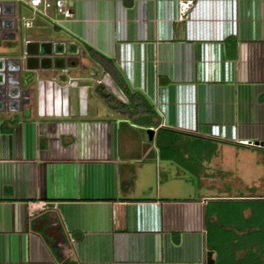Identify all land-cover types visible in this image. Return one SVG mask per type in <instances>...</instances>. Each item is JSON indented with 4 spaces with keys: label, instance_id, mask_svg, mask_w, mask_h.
I'll return each instance as SVG.
<instances>
[{
    "label": "crops",
    "instance_id": "1",
    "mask_svg": "<svg viewBox=\"0 0 264 264\" xmlns=\"http://www.w3.org/2000/svg\"><path fill=\"white\" fill-rule=\"evenodd\" d=\"M5 1L32 29L26 40H75L79 51L64 69L37 70L34 103L27 87L29 103L0 111V264H62L39 231L46 219L53 233L60 220L58 250L79 264H207L209 250L215 258L212 203L264 199V175L240 192L203 169L196 183V164L183 171L177 157L163 158L158 126L150 139L152 125L128 118L116 98L127 100L123 85L143 92L159 125L180 132V147L251 145L264 165V0H196L185 20L179 0H69L66 25L45 24L28 0ZM8 41L0 39V55ZM83 73L100 75L106 86L97 85L115 98ZM244 211L250 217L253 206Z\"/></svg>",
    "mask_w": 264,
    "mask_h": 264
},
{
    "label": "trees",
    "instance_id": "2",
    "mask_svg": "<svg viewBox=\"0 0 264 264\" xmlns=\"http://www.w3.org/2000/svg\"><path fill=\"white\" fill-rule=\"evenodd\" d=\"M102 64L107 70H110L113 76L117 74V68L112 60L103 54ZM127 100L116 98V108L126 113L128 118L139 121V124L158 126L156 140L163 158L177 157L180 149V132L160 124V114L155 109L147 96L139 91H132L126 85H123ZM108 99L115 98L112 93L105 92ZM258 202V203H257ZM262 200L251 202L253 205V214L248 217L249 222L246 226L238 222H227L220 219V223L208 222V243L216 249L214 258L215 264H264V207ZM220 213V212H219ZM226 215V214H224ZM50 219H46L40 225L39 231L42 232L46 241L54 249L56 257L62 264H79L76 258L65 256L58 249L56 243L59 237L64 235V228L60 220H56V229L53 233L49 228ZM239 224V225H238ZM257 228H253L256 227ZM246 232H240V231Z\"/></svg>",
    "mask_w": 264,
    "mask_h": 264
},
{
    "label": "rangeland",
    "instance_id": "3",
    "mask_svg": "<svg viewBox=\"0 0 264 264\" xmlns=\"http://www.w3.org/2000/svg\"><path fill=\"white\" fill-rule=\"evenodd\" d=\"M38 16L43 17L41 14ZM17 28V32L19 36H24L32 32V29L26 27V25L21 21L20 18ZM45 19V17H44ZM47 19V18H46ZM45 24H52L50 19L45 20ZM185 21L182 22V24ZM16 41L14 42H5L2 47H5V53L8 55H16L19 50L16 47ZM22 51V50H21ZM20 51V54L22 53ZM58 72V71H56ZM45 73V71H44ZM53 72L50 75H54L58 77L57 73ZM47 75V73H45ZM44 74V75H45ZM49 75V74H48ZM44 76L45 78H51L52 76ZM82 76L87 77L92 84H96L93 86L96 89H99V93L104 95L105 89L99 87L97 85L100 81H102V85H105L104 79H101V76H93L90 74L83 73ZM39 77V76H38ZM36 76H32L31 80L28 81L25 86L30 88L32 91V99L31 101L35 102L36 93L38 92V81L40 78ZM42 77V76H41ZM98 86V87H97ZM106 86V85H105ZM208 147V149H207ZM206 147V152L198 154L197 151H191L187 147H180L177 152V159L180 160L182 164L183 171H186L189 168V163H195L196 167L194 171L190 174V178H192L196 183L200 180V169H203L204 172L213 173L216 175V182L224 181L227 185L225 191H244L249 189H254L253 181L262 179L264 175V165L263 163H259L257 158V148L251 145H243V144H229L224 143L222 141H217L213 144H210ZM191 164V165H192ZM194 166V165H193ZM187 167V168H186ZM243 182L245 184H243ZM198 185V184H197ZM198 186L203 187V184H199ZM209 190L218 191V189L209 188ZM253 203V202H252ZM258 203V202H257ZM215 204V205H214ZM212 203V207L215 206L216 210H218L219 218L227 222H238L241 225L246 226L247 222H249L248 218H245L244 208L253 206L251 201L244 203V201L240 200H227V201H217L216 203ZM264 207V202L262 203V208ZM249 210V209H248ZM226 214V215H224ZM247 216V215H246ZM238 224V225H239Z\"/></svg>",
    "mask_w": 264,
    "mask_h": 264
},
{
    "label": "water",
    "instance_id": "4",
    "mask_svg": "<svg viewBox=\"0 0 264 264\" xmlns=\"http://www.w3.org/2000/svg\"><path fill=\"white\" fill-rule=\"evenodd\" d=\"M18 22L14 3L0 2V39L8 38L10 42L16 41L19 50L16 55H0V111L21 110L24 105L20 95L22 92L25 94L29 92L25 84L32 76L38 77L37 70L64 69L67 67V55L79 51L75 40L43 38L26 40L25 35H18ZM154 133L153 126L146 128V134L150 139L154 137ZM212 253L209 250L207 264H215Z\"/></svg>",
    "mask_w": 264,
    "mask_h": 264
},
{
    "label": "built area",
    "instance_id": "5",
    "mask_svg": "<svg viewBox=\"0 0 264 264\" xmlns=\"http://www.w3.org/2000/svg\"><path fill=\"white\" fill-rule=\"evenodd\" d=\"M28 2L32 6L34 14H41L45 18L50 19L52 22L59 25H66V22L68 20L73 19L75 14V10L69 0H28ZM195 3L196 0H179L177 9V19L185 20L189 18L191 14V8L195 5ZM38 82L41 83V80H39ZM42 85H40L39 89V102L42 101L44 103V85ZM30 96V90L26 94L22 92L20 98L22 100L23 105L30 102ZM55 99L57 101V99L59 100V97L57 96V98ZM24 100L28 101L25 102ZM240 141L248 144H259L256 143L254 140L247 138L240 139Z\"/></svg>",
    "mask_w": 264,
    "mask_h": 264
},
{
    "label": "flooded vegetation",
    "instance_id": "6",
    "mask_svg": "<svg viewBox=\"0 0 264 264\" xmlns=\"http://www.w3.org/2000/svg\"><path fill=\"white\" fill-rule=\"evenodd\" d=\"M103 65V64H102ZM104 66V65H103ZM97 70V68L96 67H94V66H92L91 68H90V71L91 72H94V71H96Z\"/></svg>",
    "mask_w": 264,
    "mask_h": 264
}]
</instances>
